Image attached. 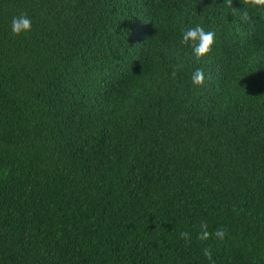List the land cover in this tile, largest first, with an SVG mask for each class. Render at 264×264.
<instances>
[{
    "label": "trees",
    "instance_id": "trees-1",
    "mask_svg": "<svg viewBox=\"0 0 264 264\" xmlns=\"http://www.w3.org/2000/svg\"><path fill=\"white\" fill-rule=\"evenodd\" d=\"M232 6L0 0V264H264V10Z\"/></svg>",
    "mask_w": 264,
    "mask_h": 264
},
{
    "label": "clouds",
    "instance_id": "clouds-1",
    "mask_svg": "<svg viewBox=\"0 0 264 264\" xmlns=\"http://www.w3.org/2000/svg\"><path fill=\"white\" fill-rule=\"evenodd\" d=\"M243 3L246 6H249L253 9H262L264 10V0H243ZM225 4L228 8H233V0H225ZM235 15V12H233ZM251 17L247 11L242 12L240 15V20L247 22ZM32 27L31 18L27 13H20L18 16H14L11 21V33L15 36H20L22 33L29 32ZM216 42L215 32L206 31L205 28L197 24L193 28L185 29L182 33V39L180 41L183 45H190L192 47L193 53L197 61L201 60L203 57L208 55ZM184 65L177 61L176 64L172 66L173 77L176 76L177 72L182 70ZM192 85L194 87H203L205 84V72L203 68H197L191 77ZM199 233L197 234V239L201 241H206L212 237L223 241L226 237L227 230L224 228H218L214 232L208 231V224L205 221H201L199 225ZM180 237L185 241H191L190 233L186 231L180 232ZM203 255L215 264L212 256L211 247L203 248Z\"/></svg>",
    "mask_w": 264,
    "mask_h": 264
}]
</instances>
